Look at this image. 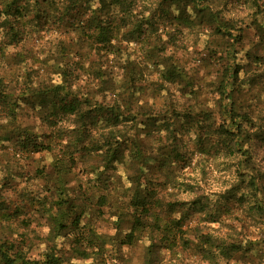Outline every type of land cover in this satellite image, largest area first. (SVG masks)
<instances>
[{"label": "rangeland", "instance_id": "1", "mask_svg": "<svg viewBox=\"0 0 264 264\" xmlns=\"http://www.w3.org/2000/svg\"><path fill=\"white\" fill-rule=\"evenodd\" d=\"M4 242L37 264H264V0H0Z\"/></svg>", "mask_w": 264, "mask_h": 264}, {"label": "trees", "instance_id": "2", "mask_svg": "<svg viewBox=\"0 0 264 264\" xmlns=\"http://www.w3.org/2000/svg\"><path fill=\"white\" fill-rule=\"evenodd\" d=\"M70 1L72 3H74V6H80L82 3H87L89 4L90 2H96L98 4V9H102L105 8L107 6V3L109 4H122L123 0H67ZM5 10H7L10 6L11 3H5ZM4 12V11H3ZM7 13L8 12H4ZM97 22L99 24H97L94 28V30L92 32H90L91 37L94 36H98L100 39H105V41L109 42V39L112 40V38L114 37V32L115 29L112 26H108L107 27H103L104 23H101L97 20ZM117 29H119V27H117ZM222 106L224 108V111H226L227 105L225 99L226 97L228 98L227 94V90L224 89V91L222 92ZM75 96L74 98L71 97L70 101L63 103L61 106V108L63 109V111H74L77 108V105L75 103ZM0 248H2L1 250H5V253H7L8 251H11V255H2L3 258V262L4 264H37L34 262V260L29 259L28 257H26V255H22L21 252L22 250L16 247V245L10 244V243H0ZM8 254V253H7ZM17 259H19V261H17Z\"/></svg>", "mask_w": 264, "mask_h": 264}]
</instances>
